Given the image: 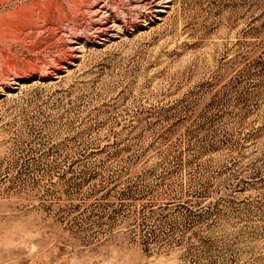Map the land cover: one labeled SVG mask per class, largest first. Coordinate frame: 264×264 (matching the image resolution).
I'll list each match as a JSON object with an SVG mask.
<instances>
[{
    "label": "rangeland",
    "instance_id": "rangeland-1",
    "mask_svg": "<svg viewBox=\"0 0 264 264\" xmlns=\"http://www.w3.org/2000/svg\"><path fill=\"white\" fill-rule=\"evenodd\" d=\"M0 264H264V0H0Z\"/></svg>",
    "mask_w": 264,
    "mask_h": 264
}]
</instances>
